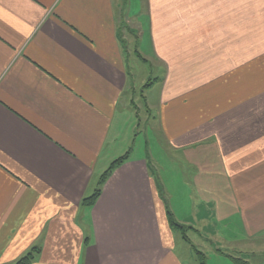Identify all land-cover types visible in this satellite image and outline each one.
<instances>
[{"label":"crops","instance_id":"1","mask_svg":"<svg viewBox=\"0 0 264 264\" xmlns=\"http://www.w3.org/2000/svg\"><path fill=\"white\" fill-rule=\"evenodd\" d=\"M133 57L163 64L146 122L193 170L174 220L264 248V0H0V264H187L157 161L129 153Z\"/></svg>","mask_w":264,"mask_h":264},{"label":"rangeland","instance_id":"2","mask_svg":"<svg viewBox=\"0 0 264 264\" xmlns=\"http://www.w3.org/2000/svg\"><path fill=\"white\" fill-rule=\"evenodd\" d=\"M134 27L138 28L137 26ZM130 30L133 31L131 27ZM130 42L132 48L133 41ZM144 44L145 41L142 42V48ZM147 58L149 61H143L142 59L138 60L137 57L132 58L133 64H135V67L132 69L134 76L133 85L135 88L133 93L130 91V96L133 98L130 107L134 114L135 112L138 114V122L134 130L135 134L133 133L136 139L131 146L129 153L131 156L142 155L145 153L150 156V159L157 161L156 168L152 167L153 169L150 171L158 181L160 190H162V188L163 190L165 188L167 189V199L169 200L168 208L171 213H175L178 219L185 211H191L195 216L197 200L193 199L194 196L191 195L188 189L194 186L191 178L193 170L187 168L188 175L187 177L184 176L186 179V182L184 183L182 180L186 169L184 168L185 162L182 154L178 153L174 148H171L170 150V147L166 146L164 143V137L159 136L161 133L159 131H156V133L154 132L155 130H158V126L157 129L154 127L155 122L152 123L151 121L150 126L149 121L146 122L145 102L156 103L159 88L161 87L162 79L164 77L163 64L160 61L156 62L150 57ZM133 124V120L127 121V118L125 119L123 132H125L126 135H128L133 129ZM152 129L155 130L152 132ZM186 197H188V200ZM221 226L222 224H218L219 229ZM173 231L175 234V249L178 254L186 260L187 264H199V257L196 255L194 248H192L190 243L187 240H183V234L175 229H173ZM201 232L202 233H197L192 229H188L187 236L192 245H194L198 251L204 253L205 264H235L231 257L223 252L224 250L230 251L235 257L242 258V260L247 261L248 264H264V248H256L255 246L250 248L243 247L240 245L241 243L239 240L238 244H232L231 240H237L236 228L233 224L225 226V231H217L214 236H209V232ZM209 242H211V246ZM235 246L237 247L235 248Z\"/></svg>","mask_w":264,"mask_h":264},{"label":"trees","instance_id":"3","mask_svg":"<svg viewBox=\"0 0 264 264\" xmlns=\"http://www.w3.org/2000/svg\"><path fill=\"white\" fill-rule=\"evenodd\" d=\"M127 157H128V155L126 153V154L118 157L117 159H115L110 164L108 169L101 175V177L99 179V187L95 189L93 194H91L90 196L84 197L82 199V202H81L82 205L90 206V205H92L94 203V201L96 200V198L98 197V195H99V193L101 191V186L105 182L106 178L111 174V172L116 167L121 165L127 159ZM167 213H168V216H169L170 224L174 227V229H177V230L181 231L182 234H183V237L186 238L185 231L187 230V228H190V227H188V226H186L184 224H180V223L176 222L174 220V218L172 217V214H171V212L169 210L167 211ZM192 248H194V251H195L196 255L200 259L199 264H205V261H204L205 255H204V253L201 252V251H198V249H196L195 246H193V245H192ZM36 251H38V248L37 247H33L30 250V252L26 253L23 257L17 259L14 262V264H27V263H29L33 259V253L36 252ZM227 256H230L235 264H248V262L242 260V258L235 257L234 255H230V254H228Z\"/></svg>","mask_w":264,"mask_h":264}]
</instances>
